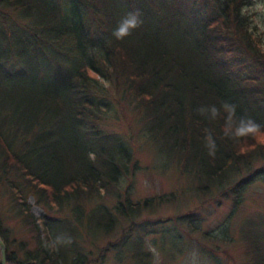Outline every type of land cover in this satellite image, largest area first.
<instances>
[{
	"label": "trees",
	"instance_id": "16d2710c",
	"mask_svg": "<svg viewBox=\"0 0 264 264\" xmlns=\"http://www.w3.org/2000/svg\"><path fill=\"white\" fill-rule=\"evenodd\" d=\"M247 3L0 0V181L35 240L30 246L0 234L7 264H102L107 252L117 264L152 263L132 231L146 210L178 203L182 193L134 200L133 176L142 168L131 135L119 130L124 111L164 170L190 177L199 197L231 196L233 209L239 205L242 190L264 173V143L223 132L224 102L237 106V119L264 126V47L249 29ZM133 12L142 24L117 39L113 32ZM210 105L221 108L217 119L197 111ZM30 194L59 215L34 217ZM194 212L154 221L198 231ZM83 230L109 239L99 248L90 238L94 247L85 250ZM160 234L179 246L172 230ZM258 236L245 237L243 264H264Z\"/></svg>",
	"mask_w": 264,
	"mask_h": 264
},
{
	"label": "rangeland",
	"instance_id": "374dc122",
	"mask_svg": "<svg viewBox=\"0 0 264 264\" xmlns=\"http://www.w3.org/2000/svg\"><path fill=\"white\" fill-rule=\"evenodd\" d=\"M260 5H264V0H248L243 11L247 15L250 31L261 40L264 47V9L259 7ZM117 123L121 132L131 135L136 157L142 168L133 176L134 200L171 191L182 193L178 203L146 210L140 216L147 217L143 226L140 230L132 231V235L143 238L145 247L151 251L153 255L151 264H243L247 245L245 237L252 235L258 238L260 235L264 240V173L246 185L242 190L239 205L233 209L231 196L219 200L199 197L192 190L194 182L190 177L177 173L175 169L170 172L164 170L156 148L143 141L138 135L132 114L124 111ZM7 176L15 184H21V180L15 178L11 172ZM26 204L36 218L43 217L46 213L59 215L55 211L49 212L38 204L33 194L28 195ZM193 209L195 212L190 215L194 216L193 222L197 224L198 231H191L187 222L174 226L172 221L169 223L154 221L157 218L164 221L170 216L185 214ZM0 219V234L8 241L15 238L27 241L30 246L34 245L32 233L18 213V206L4 181H0ZM162 228L175 232L179 239L178 247L161 242ZM82 232V246L85 250H91L94 247L89 241L90 238L93 239L92 235H88L84 230ZM205 232L208 235H205ZM119 233L120 229H115L110 239L114 240ZM108 239L93 240L100 248ZM153 248L154 252L151 250ZM102 264H117L113 252L106 253ZM122 264H130V262Z\"/></svg>",
	"mask_w": 264,
	"mask_h": 264
},
{
	"label": "clouds",
	"instance_id": "9594fccd",
	"mask_svg": "<svg viewBox=\"0 0 264 264\" xmlns=\"http://www.w3.org/2000/svg\"><path fill=\"white\" fill-rule=\"evenodd\" d=\"M264 9V5H260ZM139 12L129 13L119 24L118 28L113 32V35L117 39H123L131 34V31L142 24ZM237 106L233 103L224 102L222 104L224 115L223 132L224 136L232 139H240L244 137L252 136L258 143H264V126L256 122V120L250 116L236 117ZM201 115H207L209 119H217L221 116V108L215 105L201 106L197 109ZM206 147L209 149V155H215L216 144L215 140L209 133L206 137ZM61 238H57L55 243H60ZM70 242V240L68 241ZM52 247L54 245H47ZM153 252L155 249H151Z\"/></svg>",
	"mask_w": 264,
	"mask_h": 264
},
{
	"label": "water",
	"instance_id": "95a60500",
	"mask_svg": "<svg viewBox=\"0 0 264 264\" xmlns=\"http://www.w3.org/2000/svg\"><path fill=\"white\" fill-rule=\"evenodd\" d=\"M0 264H7L5 255V244L0 237Z\"/></svg>",
	"mask_w": 264,
	"mask_h": 264
}]
</instances>
